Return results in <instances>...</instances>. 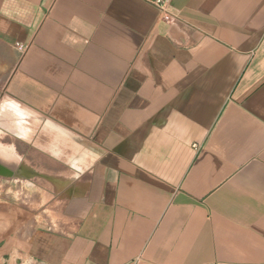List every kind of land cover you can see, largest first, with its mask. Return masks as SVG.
Listing matches in <instances>:
<instances>
[{"label": "crops", "instance_id": "obj_1", "mask_svg": "<svg viewBox=\"0 0 264 264\" xmlns=\"http://www.w3.org/2000/svg\"><path fill=\"white\" fill-rule=\"evenodd\" d=\"M0 137V264H264V0H0Z\"/></svg>", "mask_w": 264, "mask_h": 264}, {"label": "built area", "instance_id": "obj_2", "mask_svg": "<svg viewBox=\"0 0 264 264\" xmlns=\"http://www.w3.org/2000/svg\"><path fill=\"white\" fill-rule=\"evenodd\" d=\"M145 2L157 9L161 16H164L167 14V8L170 0H145Z\"/></svg>", "mask_w": 264, "mask_h": 264}, {"label": "rangeland", "instance_id": "obj_3", "mask_svg": "<svg viewBox=\"0 0 264 264\" xmlns=\"http://www.w3.org/2000/svg\"><path fill=\"white\" fill-rule=\"evenodd\" d=\"M0 139H1V137H0ZM12 186L15 187V186H17V185H16V184H13Z\"/></svg>", "mask_w": 264, "mask_h": 264}]
</instances>
